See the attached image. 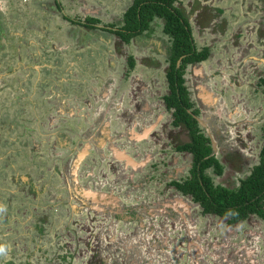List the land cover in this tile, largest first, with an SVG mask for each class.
I'll use <instances>...</instances> for the list:
<instances>
[{"label":"rangeland","instance_id":"rangeland-1","mask_svg":"<svg viewBox=\"0 0 264 264\" xmlns=\"http://www.w3.org/2000/svg\"><path fill=\"white\" fill-rule=\"evenodd\" d=\"M36 1L0 0V264H264V218L230 224L170 184L187 175L192 154L176 149L188 134L163 100L170 91L163 21L127 42L116 30L134 0H47L45 8ZM178 1L197 48L210 47L185 71L223 166L208 173L233 187L264 143V0ZM55 4L64 10L49 9ZM87 17L99 22L84 27ZM45 55L49 65L60 60L65 79L36 71ZM110 146L142 167L119 162L120 182ZM80 183L115 198L127 216L129 206H144L143 219L114 222L103 212L109 206L82 207ZM152 204L164 206L148 216ZM159 226L162 239L148 244Z\"/></svg>","mask_w":264,"mask_h":264},{"label":"trees","instance_id":"trees-1","mask_svg":"<svg viewBox=\"0 0 264 264\" xmlns=\"http://www.w3.org/2000/svg\"><path fill=\"white\" fill-rule=\"evenodd\" d=\"M155 18L163 21V32L169 40L166 59L169 61L167 79L170 91L163 100L167 109H174V124L185 126L190 136L189 142L178 145L176 149L192 154V166L187 175L170 184L184 195H190L194 202L201 205L205 214H217L227 218L230 224L245 220L253 214L264 218V143L258 162L236 186L215 184L208 173L209 168L222 172L223 166L214 153L211 136L202 131L198 120L200 110L195 107L191 92L185 84V71L190 64L207 59L210 47L197 48L190 19L179 1L134 0L120 19L121 24L116 32L127 42L146 30L151 35ZM86 21L88 28H93L99 19L87 17ZM0 27L1 35L4 29L2 25ZM146 39L153 42L151 36ZM129 64L135 65L132 55ZM259 82L264 87V76L260 77ZM38 228L42 229L41 226ZM2 245L0 241V248Z\"/></svg>","mask_w":264,"mask_h":264},{"label":"flooded vegetation","instance_id":"flooded-vegetation-1","mask_svg":"<svg viewBox=\"0 0 264 264\" xmlns=\"http://www.w3.org/2000/svg\"><path fill=\"white\" fill-rule=\"evenodd\" d=\"M57 2H58V0H57ZM55 6L59 9L60 7L57 5V4H55ZM60 11H62V8H60L59 9ZM1 16V15H0ZM62 17L64 16L65 18H67V19H69V17H68V15L67 14H62L61 15ZM94 23V22H93ZM0 24L2 25V23H1V21H0ZM81 24H82V26H85V27H89V26H87L88 25V23H87V21L86 20H81ZM145 40L146 41H148L146 38H145ZM148 42H150V41H148ZM128 60H129V58H128ZM63 73H64V71H63V69H61L60 68V70L59 71H57V76H59V77H64V75H63ZM166 107V106H165ZM173 109V108H172ZM166 110L167 111H169V109H167L166 108ZM171 112V111H170ZM126 113H128V111L126 112ZM172 113L173 112H171L170 114L172 115ZM126 115V114H125ZM172 118L174 119V114L172 115ZM172 119V120H173ZM199 120V119H198ZM168 121H170L169 120V118H168ZM124 122V121H123ZM171 122V121H170ZM172 122H174V121H172ZM199 122H200V120H199ZM97 121H96V124L94 123V125H97ZM182 125V124H181ZM181 125H176V126H181ZM183 126V125H182ZM91 129H92V131L94 130V128H96L95 126H93V125H91V127H90ZM183 128L184 129H186V127L185 126H183ZM143 129V128H142ZM90 130V129H89ZM91 131V130H90ZM139 134H141V133H136V132H134V134L133 135H137V136H139ZM143 134V133H142ZM145 135V134H144ZM107 136V135H106ZM128 137H131L129 134H128ZM105 138V137H104ZM132 139H133V137H131ZM135 139V138H134ZM146 139V137H144V138H142L141 140H138V141H142V140H145ZM103 141H100V143H99V146H102L107 140H104V139H102ZM119 139H117L116 141H118ZM90 141V144H87L88 142H84L83 143V147L84 148H86V150H84V151H87V149L90 147V146H94V138H92L91 140H89ZM109 141V140H108ZM133 141H136V142H138L137 140H133ZM109 148H111L110 149V155H111V158L113 159V161H115V163L116 164H118L116 167H115V170L116 169H118V172L119 173H116V174H120L119 175V178H120V176H121V172L119 171V168H121V167H119V162H122L123 163V168H125V170H127V168L129 167V168H131V169H133V171H137L136 169L137 168H135V167H137V165L139 166V167H142V163H137L136 164V166H133L132 164H129L130 162L129 161H127V159H125L124 157H122V158H119L117 155H116V148H114V147H109ZM182 152H185V151H182ZM85 153H87V152H84L83 154H85ZM129 156V155H128ZM82 157H84V156H81V157H79V160H77V162H79L81 159H82ZM130 157V156H129ZM129 162V163H128ZM75 164H78V163H75ZM192 165H190V167H191ZM189 167V168H190ZM122 168V170H124ZM188 171H189V169H188ZM127 175H125L124 177H123V179L124 180H129L130 179V177L129 176H127ZM178 180V179H177ZM171 181H173V180H171ZM170 181V182H171ZM76 182V179L74 180V183ZM120 182H122V179L120 178ZM76 184V183H75ZM144 184H146V186H145V188L147 187V185H148V183H147V181H145L144 183H142V185H144ZM175 187V186H174ZM176 188V187H175ZM134 189H136L135 187H134ZM138 189V188H137ZM78 190H80L79 192H78ZM176 190L177 191H180V190H178L177 188H176ZM33 191H35V190H33ZM134 193H135V191L134 190H132ZM147 191V190H146ZM74 192L76 193V197H77V199L82 203V207H89V208H91V209H93V211H96V212H99V210H101L103 207H108L106 210H103V212H105V213H108L109 215L110 214H114V222H117L118 220H120V221H127V220H129V221H131V220H142L143 219V208L142 207H144V206H141V207H137L136 205H134V206H132L131 205V207L129 206L128 208H129V210L131 211V213L129 214V216H127V215H125V213H124V211H123V209H119L118 210V206L117 207H115L116 206V204H115V198H110V197H108V196H106V195H104L103 193H101V192H99L98 190H94V189H91V188H89L88 187V185L87 186H83V185H81V183L79 184V185H77V186H75V190H74ZM181 192V191H180ZM156 204V203H155ZM155 204H152V205H145V209H146V206H147V208L149 209V214H147L148 216H152V214H153V212L152 211H154V212H156L157 210H156V208H159V207H163L164 206V204H163V206H156ZM200 205V204H199ZM136 206V207H135ZM201 206V205H200ZM112 207H114L115 209H112ZM170 208H172L174 211H175V208L174 207H172V206H170ZM102 211V210H101ZM175 213H177L176 211H175ZM163 215L166 217L167 216V214H166V212H164L163 213ZM212 215H217V214H212ZM219 216V215H218ZM127 217V218H126ZM168 217V216H167ZM180 217V216H179ZM222 217V216H221ZM224 218V217H223ZM166 219H168V218H166ZM166 219H165V221H166ZM141 223V222H140ZM162 230H163V227L162 226H159L155 231V234H154V236H152L150 239H149V242H148V244L149 243H151V242H157V241H160L161 239H162ZM156 235H159V237L158 238H156Z\"/></svg>","mask_w":264,"mask_h":264},{"label":"crops","instance_id":"crops-1","mask_svg":"<svg viewBox=\"0 0 264 264\" xmlns=\"http://www.w3.org/2000/svg\"><path fill=\"white\" fill-rule=\"evenodd\" d=\"M47 2H49V1H47V0H37L36 2H35V6L37 7H42V8H45V5L47 4ZM58 3V2H57ZM55 5H52V6H49V9H56V7H54ZM60 8H62V7H60ZM59 8V9H60ZM63 10H64V8H62ZM69 20L71 21V18H69ZM74 20V19H73ZM76 23H77V21H76ZM78 24H80V23H78ZM1 25V24H0ZM82 25V24H81ZM85 27V26H84ZM33 58H35L36 60H38V56H37V53H33L32 55H31ZM42 61L43 60H45V65H44V68H42V69H40V70H36L37 72L38 71H45V72H48L49 71V73L50 74H55V76L57 75V71H59L60 70V66H58L57 64H55V63H58L60 60L59 59H56L55 61H54V65H49V59L47 58V55H45L44 56V59L42 58L41 59ZM48 62V63H47ZM47 63V64H46ZM55 65H56V67H55ZM61 79H65V77H60ZM60 81H62V80H60ZM102 133H105V131H104V129H102Z\"/></svg>","mask_w":264,"mask_h":264},{"label":"clouds","instance_id":"clouds-1","mask_svg":"<svg viewBox=\"0 0 264 264\" xmlns=\"http://www.w3.org/2000/svg\"><path fill=\"white\" fill-rule=\"evenodd\" d=\"M126 10H127V9H126ZM124 13H125V12H124ZM122 17H123V15H122ZM169 111L173 112L174 109H169ZM171 112H170V113H171ZM172 115H173V113H172ZM172 115H171V116H172ZM172 119H173V118H172ZM198 119H199V118H198ZM173 120H174V119H173ZM173 120H172V121H173ZM199 120H200V119H199ZM185 130L187 131V134H188V140L185 141V143H186V142H189V141H190V136H189L188 129H185ZM187 153H190V152H187ZM191 165H192V162H191Z\"/></svg>","mask_w":264,"mask_h":264},{"label":"water","instance_id":"water-1","mask_svg":"<svg viewBox=\"0 0 264 264\" xmlns=\"http://www.w3.org/2000/svg\"><path fill=\"white\" fill-rule=\"evenodd\" d=\"M127 157H128V158H131V157H129L128 155H127ZM127 157H126L125 159H127V161H128V158H127ZM119 158H122V157L119 156ZM134 162H135V161H133V160L131 159L130 163H131L132 165H135L136 162H135V163H134Z\"/></svg>","mask_w":264,"mask_h":264},{"label":"bare ground","instance_id":"bare-ground-1","mask_svg":"<svg viewBox=\"0 0 264 264\" xmlns=\"http://www.w3.org/2000/svg\"><path fill=\"white\" fill-rule=\"evenodd\" d=\"M124 158H126L127 156H125V154H122ZM128 158V157H127ZM129 161H131L129 158H128Z\"/></svg>","mask_w":264,"mask_h":264}]
</instances>
